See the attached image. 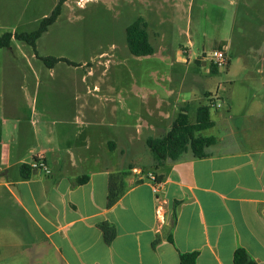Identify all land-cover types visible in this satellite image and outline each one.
<instances>
[{
  "label": "crops",
  "instance_id": "1",
  "mask_svg": "<svg viewBox=\"0 0 264 264\" xmlns=\"http://www.w3.org/2000/svg\"><path fill=\"white\" fill-rule=\"evenodd\" d=\"M189 1L188 7L194 0ZM207 1L221 7L225 0ZM185 5L187 0H142V18L160 44L167 42L172 10ZM6 17L0 0V36L8 30ZM235 21L233 13V26ZM245 38L231 42L239 54L254 60L257 54L264 68V49H241ZM220 44L230 48L225 39ZM14 49L19 50L15 44L0 50V264L20 256L30 264H180L185 253H197V264H234L238 249L264 264V94L244 97L240 106L232 101L229 112H218L207 136L217 139L208 157L188 152L146 174L134 167L130 188L108 208L109 176L121 172L119 154L140 141L136 120L165 132L175 108L170 96L155 89L156 82H133L123 97L104 96L110 97L109 115L102 97L98 106V98L91 105L82 96L75 98L74 111L54 110L53 97L40 96L37 78L31 82L23 75L38 76L36 66L6 58ZM36 160L51 174L31 169L25 177L22 167ZM106 221L117 231L111 244L100 229Z\"/></svg>",
  "mask_w": 264,
  "mask_h": 264
},
{
  "label": "rangeland",
  "instance_id": "2",
  "mask_svg": "<svg viewBox=\"0 0 264 264\" xmlns=\"http://www.w3.org/2000/svg\"><path fill=\"white\" fill-rule=\"evenodd\" d=\"M205 1L194 0L188 7L190 1L187 0L184 8L171 9L173 22L165 26L168 34L166 44H160L156 36L153 37L154 30L150 29V40L156 53L136 57L127 46L126 29L139 17H145L142 0H93L85 2L83 7L78 5L79 0H64L57 22L38 40L37 52L29 45L15 41L19 50L14 49V56L7 51L6 58L9 56V62L21 64L29 61L36 66L38 76L36 73L33 76L31 71L23 75L28 74L25 79L31 82L37 78L40 96L53 97L51 105L54 110L74 111L79 105L75 98L82 96L91 105L98 98V106L102 97L104 111L108 114L111 110L107 100L111 96L123 97L133 82L147 85L156 82L160 87L155 89L166 92L175 107L168 120L169 128L165 132L146 130L142 127L145 122L136 120L141 132L138 136L140 141H136L133 150L120 153L118 157L120 171L133 165L142 168L145 174L153 173L157 168L146 139L160 137L170 130L180 109L189 105L190 117L194 121L197 109L208 106L213 99L216 106L220 105L219 108L212 106L213 119L218 112H229L232 101L240 106L244 97L264 94V68L258 55L254 60L251 54H239L235 43L233 46L231 42L233 39L238 43L244 36L241 49L252 52L264 49V0H239L235 6L231 4L232 0H225L221 7ZM59 2L1 0V6L5 3L7 13V31L32 32L38 29L41 20L50 16ZM233 13L236 14L234 26ZM222 39L230 42L227 50L230 65L213 73L212 59ZM165 49L167 53L164 54L162 51ZM203 51L207 56L202 55ZM37 55L64 58L73 65L59 62L50 68ZM243 68L248 70L247 75ZM114 89L120 92L108 93ZM105 95L110 97L105 99ZM110 121V116L104 119V123ZM203 135H213L212 130L203 132ZM22 234L25 235L23 231ZM29 261L28 256H20L11 264H30Z\"/></svg>",
  "mask_w": 264,
  "mask_h": 264
},
{
  "label": "trees",
  "instance_id": "3",
  "mask_svg": "<svg viewBox=\"0 0 264 264\" xmlns=\"http://www.w3.org/2000/svg\"><path fill=\"white\" fill-rule=\"evenodd\" d=\"M63 4L64 0H60L52 14L43 18L38 29L32 32L6 31L3 33L0 36V50L12 49L14 42L17 41L29 45L36 53L38 40L57 22L61 15ZM126 42L130 53L136 57H148L156 53V48L150 40L148 24L142 17L136 19L127 27ZM223 47L224 44H220L217 50ZM37 57L50 68L59 62H66L69 65H73L72 62L64 58L40 57L38 55ZM211 71L213 73L218 72V69L213 63H211ZM212 106H216V104L213 99H210L208 106H201L197 109L196 117L193 121L190 117V106L187 105L180 110L169 131L160 137H149L146 139V145L153 155L156 168L164 165L167 161H178L188 152H191L196 158H206L209 156L208 148L214 145L217 139L215 137L204 136L203 132L213 128L215 125L211 117ZM134 169L130 165L126 170L113 173L109 176L108 208L113 207L126 194L130 188L128 180L133 174ZM30 170L31 166L24 165L22 167V172L25 177H29L25 172H29ZM87 180L88 178L84 177L80 180V183H85ZM156 183H159V180L156 179ZM178 204V202L174 204V217H176L175 212ZM100 229L105 242L111 244L117 235L116 227L106 221L100 224ZM166 232L168 241L173 243L172 227L167 228ZM197 257V253L182 254L180 264H197ZM234 264L257 263L250 258L244 249H238L234 254Z\"/></svg>",
  "mask_w": 264,
  "mask_h": 264
},
{
  "label": "built area",
  "instance_id": "4",
  "mask_svg": "<svg viewBox=\"0 0 264 264\" xmlns=\"http://www.w3.org/2000/svg\"><path fill=\"white\" fill-rule=\"evenodd\" d=\"M93 0H79L78 5L83 7L84 3L86 2H91ZM212 63L214 66L220 70L228 67V51L226 47H223L222 49H219L215 52L214 57L212 59ZM220 105L217 106L219 108ZM31 169L32 170H42L44 171L47 175L51 174V171L47 164L41 160H36L31 164ZM151 180L153 182L156 181V178L152 177ZM157 190V189H156Z\"/></svg>",
  "mask_w": 264,
  "mask_h": 264
}]
</instances>
